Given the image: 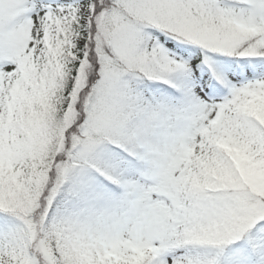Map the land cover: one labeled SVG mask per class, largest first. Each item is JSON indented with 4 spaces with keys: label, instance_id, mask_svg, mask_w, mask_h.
<instances>
[{
    "label": "snow or ice",
    "instance_id": "snow-or-ice-1",
    "mask_svg": "<svg viewBox=\"0 0 264 264\" xmlns=\"http://www.w3.org/2000/svg\"><path fill=\"white\" fill-rule=\"evenodd\" d=\"M0 264H264V0H0Z\"/></svg>",
    "mask_w": 264,
    "mask_h": 264
}]
</instances>
